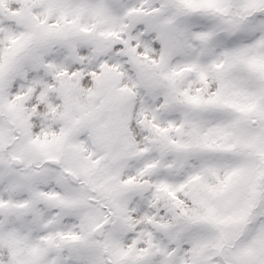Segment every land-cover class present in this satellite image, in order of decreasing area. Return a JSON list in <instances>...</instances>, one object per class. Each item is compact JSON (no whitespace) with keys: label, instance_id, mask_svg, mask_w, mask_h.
<instances>
[{"label":"snow or ice","instance_id":"6c2138e0","mask_svg":"<svg viewBox=\"0 0 264 264\" xmlns=\"http://www.w3.org/2000/svg\"><path fill=\"white\" fill-rule=\"evenodd\" d=\"M0 264H264V0H0Z\"/></svg>","mask_w":264,"mask_h":264}]
</instances>
